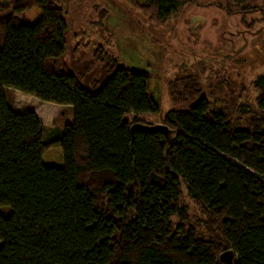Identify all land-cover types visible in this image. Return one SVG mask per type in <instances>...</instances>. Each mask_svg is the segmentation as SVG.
<instances>
[{"label":"trees","instance_id":"16d2710c","mask_svg":"<svg viewBox=\"0 0 264 264\" xmlns=\"http://www.w3.org/2000/svg\"><path fill=\"white\" fill-rule=\"evenodd\" d=\"M71 1L0 0V264H226V250L233 264H264V72L253 108L210 101L196 77L178 76L166 131L145 130L159 113L146 74L102 46L88 65L104 63L101 84L61 61ZM197 1L149 5L165 19ZM10 89L70 105L72 122L48 131L12 109ZM53 147L59 166L42 162Z\"/></svg>","mask_w":264,"mask_h":264},{"label":"rangeland","instance_id":"374dc122","mask_svg":"<svg viewBox=\"0 0 264 264\" xmlns=\"http://www.w3.org/2000/svg\"><path fill=\"white\" fill-rule=\"evenodd\" d=\"M40 14L34 7L24 13L23 22L33 23ZM63 18L67 36L61 61L85 84L95 79L101 84L109 74L104 63L91 70L88 65L102 46L116 58L117 66L146 74L150 97L159 106L158 114L147 116L153 124L174 107L168 86L182 75L196 77L210 101L254 107L253 80L264 72V0L242 6L228 0H198L183 3L165 19L154 15L149 0H72L64 6ZM10 100L12 105V96ZM66 109L57 114L60 125L68 117ZM46 151L45 155L59 151L61 164L59 147ZM187 202L192 213L197 210ZM0 214L7 216L10 209L1 206Z\"/></svg>","mask_w":264,"mask_h":264},{"label":"crops","instance_id":"0c3cea01","mask_svg":"<svg viewBox=\"0 0 264 264\" xmlns=\"http://www.w3.org/2000/svg\"><path fill=\"white\" fill-rule=\"evenodd\" d=\"M8 92L12 96L13 99L12 109L15 112H24L27 110H33L36 113L39 120L46 126L48 131H51L56 127H63L65 124L70 123L73 120L72 107L70 105H63L53 102L42 101L32 95L22 93L16 89H10L8 90ZM30 102L32 104H30ZM67 107L69 108L68 117L60 125L59 124L60 121L58 122L57 120L58 119L57 114L64 113L65 110H68L66 109ZM49 150H47L46 152H48ZM59 154H60L59 151H56L55 153H47L46 155L44 153L42 155V162L45 165L59 166L60 165V162L58 161L60 157Z\"/></svg>","mask_w":264,"mask_h":264},{"label":"water","instance_id":"95a60500","mask_svg":"<svg viewBox=\"0 0 264 264\" xmlns=\"http://www.w3.org/2000/svg\"><path fill=\"white\" fill-rule=\"evenodd\" d=\"M135 127H139L138 125H134ZM141 127V126H140ZM143 128V127H141ZM155 128H162L164 131H166V128L160 124H157L156 126H152L150 128H143L145 130H152ZM232 258H233V251L232 250H226L223 253H221L220 255V259L225 262L226 264H233L232 262Z\"/></svg>","mask_w":264,"mask_h":264}]
</instances>
